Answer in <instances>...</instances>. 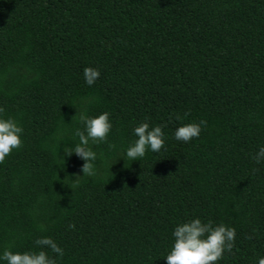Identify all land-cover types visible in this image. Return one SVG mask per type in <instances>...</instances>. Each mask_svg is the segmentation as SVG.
Instances as JSON below:
<instances>
[{"label":"trees","instance_id":"trees-1","mask_svg":"<svg viewBox=\"0 0 264 264\" xmlns=\"http://www.w3.org/2000/svg\"><path fill=\"white\" fill-rule=\"evenodd\" d=\"M0 107L23 129L0 163V250L164 264L172 228L199 217L235 229L216 264L264 255V160L250 159L264 145V0H0ZM81 108L112 124L94 177L63 156ZM200 120L198 137L172 138ZM140 122L162 125L161 151L116 159Z\"/></svg>","mask_w":264,"mask_h":264},{"label":"clouds","instance_id":"clouds-1","mask_svg":"<svg viewBox=\"0 0 264 264\" xmlns=\"http://www.w3.org/2000/svg\"><path fill=\"white\" fill-rule=\"evenodd\" d=\"M82 76L84 83L91 86L99 76V71L85 67L82 70ZM89 102L87 99L83 101L85 104ZM3 113L4 108L0 107V163L12 150L22 146L23 132L15 119L11 116H4ZM74 115H76V109ZM76 119L82 127L73 129L72 135L76 138V143L72 147H64L63 156L75 155L82 161L79 167L80 174L74 175L75 177H94L97 174L94 164L97 153L92 145L105 142L110 133L112 124L109 120V113L101 112L95 116H89L86 114V109L81 108ZM205 123L204 120H200L198 123L182 124L173 130L172 138L186 143L199 136ZM131 135L135 139L120 150L116 159L139 161L146 152H160L167 138L162 131V125L149 127L148 122H140L133 126ZM250 159L255 164L261 163L264 160V145H260ZM170 235L171 244L163 257L164 264H216L222 259L223 253L231 251L235 229L224 224L202 223L199 217H195L175 224ZM33 244L41 249L46 246L57 257L63 255L62 249L47 236L37 237ZM0 264H56V259L48 256L43 250L12 252L5 248L0 250ZM256 264H264V255L257 256Z\"/></svg>","mask_w":264,"mask_h":264}]
</instances>
